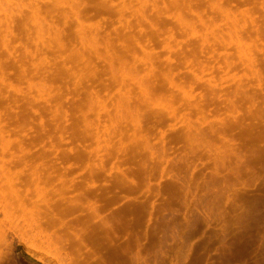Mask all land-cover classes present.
<instances>
[{
  "label": "rangeland",
  "instance_id": "374dc122",
  "mask_svg": "<svg viewBox=\"0 0 264 264\" xmlns=\"http://www.w3.org/2000/svg\"><path fill=\"white\" fill-rule=\"evenodd\" d=\"M8 5L0 264H264V0Z\"/></svg>",
  "mask_w": 264,
  "mask_h": 264
},
{
  "label": "bare ground",
  "instance_id": "6f19581e",
  "mask_svg": "<svg viewBox=\"0 0 264 264\" xmlns=\"http://www.w3.org/2000/svg\"><path fill=\"white\" fill-rule=\"evenodd\" d=\"M24 2V1H23ZM10 4V0H0V14H1V16L5 19V18H8L7 16H8V11L9 10H7V8H10V7H8V6H11V5H8V4ZM1 19V18H0ZM2 20H0V22H1ZM37 22V21H36ZM37 24V23H36ZM0 125H1V122H0ZM6 151L7 152H11V150L10 149H8V148H6ZM11 154H14L13 152H11ZM40 178V177H39ZM39 178H38V176H36V180L38 181L39 180ZM26 185V184H25ZM28 185V184H27ZM31 196V195H30ZM0 213H1V210H0ZM46 214V213H45ZM44 214V215H45ZM2 215V214H1ZM6 216H4V218H5ZM6 233V232H5Z\"/></svg>",
  "mask_w": 264,
  "mask_h": 264
}]
</instances>
